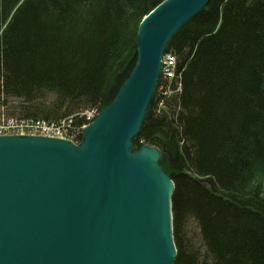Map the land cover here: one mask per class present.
I'll return each mask as SVG.
<instances>
[{
  "label": "trees",
  "instance_id": "1",
  "mask_svg": "<svg viewBox=\"0 0 264 264\" xmlns=\"http://www.w3.org/2000/svg\"><path fill=\"white\" fill-rule=\"evenodd\" d=\"M164 1L0 0V108L81 128ZM166 53L175 76L133 145L175 184V264H264V0H211Z\"/></svg>",
  "mask_w": 264,
  "mask_h": 264
},
{
  "label": "water",
  "instance_id": "2",
  "mask_svg": "<svg viewBox=\"0 0 264 264\" xmlns=\"http://www.w3.org/2000/svg\"><path fill=\"white\" fill-rule=\"evenodd\" d=\"M211 0H166L140 24L128 77L78 144L0 136V264H175L164 156L134 149L170 41Z\"/></svg>",
  "mask_w": 264,
  "mask_h": 264
},
{
  "label": "built area",
  "instance_id": "3",
  "mask_svg": "<svg viewBox=\"0 0 264 264\" xmlns=\"http://www.w3.org/2000/svg\"><path fill=\"white\" fill-rule=\"evenodd\" d=\"M171 57V56H170ZM172 57L165 60L168 65L172 61ZM171 79L174 78L175 72H171ZM98 112L88 111L85 113L86 124L76 131H71L69 127V120H64L59 123L38 121V120H24L8 117H0V136L20 135V136H39L52 139L68 140L78 143L82 136L85 127L91 123Z\"/></svg>",
  "mask_w": 264,
  "mask_h": 264
},
{
  "label": "bare ground",
  "instance_id": "4",
  "mask_svg": "<svg viewBox=\"0 0 264 264\" xmlns=\"http://www.w3.org/2000/svg\"><path fill=\"white\" fill-rule=\"evenodd\" d=\"M158 7V6H157ZM156 7V8H157ZM156 8H154L151 12L153 13V11L156 9ZM150 12V13H151ZM149 13V14H150ZM148 14V15H149ZM147 16V15H146ZM145 16V17H146ZM144 17V18H145ZM143 21V20H142ZM142 23V22H141ZM135 46H136V44H135ZM167 49V48H166ZM173 58L172 59V61L170 62V65H168L167 64V62L165 61V60H167L168 58H171V57ZM176 70H177V60H176V58L173 56V55H171V53H166V50H165V53H164V55H163V59H162V66H161V79H160V81H159V84H160V82H161V80H163V79H165V80H169V82L171 81V76H170V74H171V72H175L176 73ZM158 84V89H160V91H163V89H165V85H159ZM159 86H160V88H159ZM168 85H166V87H167ZM5 109V108H4ZM3 108H0V117H8L7 115H6V113H5V110H4Z\"/></svg>",
  "mask_w": 264,
  "mask_h": 264
},
{
  "label": "rangeland",
  "instance_id": "5",
  "mask_svg": "<svg viewBox=\"0 0 264 264\" xmlns=\"http://www.w3.org/2000/svg\"><path fill=\"white\" fill-rule=\"evenodd\" d=\"M136 54V47H135V52L133 57L131 58L127 68L124 70V72H122L120 74V76L116 79V81L114 82L113 87L110 89L107 98H106V104L107 106L112 102V100L115 98V96L117 95L119 89L121 88V86L123 85V83L125 82V80L128 77L129 71L131 70L132 64H133V59L135 57ZM161 79V78H160ZM158 91V87L156 89V93ZM99 113V112H98Z\"/></svg>",
  "mask_w": 264,
  "mask_h": 264
}]
</instances>
